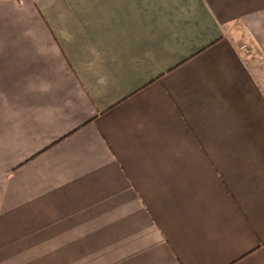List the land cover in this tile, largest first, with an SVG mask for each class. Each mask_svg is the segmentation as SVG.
Returning <instances> with one entry per match:
<instances>
[{"label": "crops", "instance_id": "crops-1", "mask_svg": "<svg viewBox=\"0 0 264 264\" xmlns=\"http://www.w3.org/2000/svg\"><path fill=\"white\" fill-rule=\"evenodd\" d=\"M0 236L264 264V0H0Z\"/></svg>", "mask_w": 264, "mask_h": 264}, {"label": "rangeland", "instance_id": "rangeland-1", "mask_svg": "<svg viewBox=\"0 0 264 264\" xmlns=\"http://www.w3.org/2000/svg\"><path fill=\"white\" fill-rule=\"evenodd\" d=\"M16 232H13L11 235L3 238L5 239L4 242H2L3 247L5 246H13L14 244L18 243L23 237V235H19V234H15ZM7 238V239H6ZM38 239H40L39 241L36 240L35 241V246H37L38 243H40V245L42 244V236H37ZM1 239V236H0ZM52 243H57L55 242V239H51ZM20 246H24V248H26L27 244L26 242H22L20 243ZM30 254L27 251H0V264H26V259H27V255ZM49 255L51 256V259L53 258L54 253H47L48 259H49ZM42 259H44V253L42 251H36L35 252V264H41ZM40 263H37L39 262ZM48 261V260H47Z\"/></svg>", "mask_w": 264, "mask_h": 264}, {"label": "built area", "instance_id": "built-area-1", "mask_svg": "<svg viewBox=\"0 0 264 264\" xmlns=\"http://www.w3.org/2000/svg\"><path fill=\"white\" fill-rule=\"evenodd\" d=\"M241 51L245 57H253L254 59H262L263 55L259 47L253 41H247L241 45Z\"/></svg>", "mask_w": 264, "mask_h": 264}]
</instances>
